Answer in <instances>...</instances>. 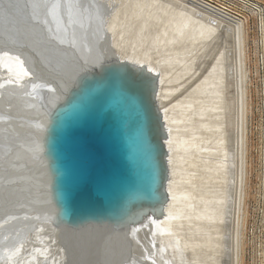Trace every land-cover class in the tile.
<instances>
[{
	"label": "bare ground",
	"instance_id": "bare-ground-1",
	"mask_svg": "<svg viewBox=\"0 0 264 264\" xmlns=\"http://www.w3.org/2000/svg\"><path fill=\"white\" fill-rule=\"evenodd\" d=\"M245 53L244 20L206 0H0V264L95 262L54 237L33 212L20 174L7 168L25 135L13 112L30 117L34 95L59 94L53 79L72 71L103 80L115 73L118 85H136V106L155 113L151 123L139 113L143 128L162 131L140 142L151 139L145 147L156 146L162 159L153 168L155 184L163 179V212L152 197L150 220L119 234L121 262L241 264ZM7 89L21 98L8 100ZM111 257L98 264H115Z\"/></svg>",
	"mask_w": 264,
	"mask_h": 264
},
{
	"label": "water",
	"instance_id": "water-1",
	"mask_svg": "<svg viewBox=\"0 0 264 264\" xmlns=\"http://www.w3.org/2000/svg\"><path fill=\"white\" fill-rule=\"evenodd\" d=\"M72 73L67 80L55 76L60 89L54 97L34 95L30 117L13 112L15 128L25 135L17 161L7 168L20 174L29 201L36 205L33 212L54 237L81 247L90 263L113 253L112 261L123 264L126 252L115 254V239L142 219L150 220L152 197L158 202L156 212H163V179L155 184L153 168L162 159L153 153L156 146L145 147L151 139L140 142L146 132L152 138L162 131L149 126L144 131L139 113L150 123L155 113L143 102L136 106V85H118L115 73L106 80L96 73ZM7 90L8 100L21 98L17 90ZM159 170V177L168 176Z\"/></svg>",
	"mask_w": 264,
	"mask_h": 264
},
{
	"label": "rangeland",
	"instance_id": "rangeland-1",
	"mask_svg": "<svg viewBox=\"0 0 264 264\" xmlns=\"http://www.w3.org/2000/svg\"><path fill=\"white\" fill-rule=\"evenodd\" d=\"M210 1L245 22L248 183L241 264H264V0Z\"/></svg>",
	"mask_w": 264,
	"mask_h": 264
},
{
	"label": "built area",
	"instance_id": "built-area-1",
	"mask_svg": "<svg viewBox=\"0 0 264 264\" xmlns=\"http://www.w3.org/2000/svg\"><path fill=\"white\" fill-rule=\"evenodd\" d=\"M206 1H208V2H210L211 4L215 5V3L212 2V1H210V0H206ZM238 1H244V0H238ZM215 6H220V5H215ZM221 7L225 8L226 10H228V11L230 12V14H232V16H234V17H239V16H236V15H238V14H236L235 12H233L232 10H230L229 8L224 7V6H221ZM254 7H255V10H257L256 13H259V12L262 11V8H260V7H258V6H254ZM235 14H236V15H235Z\"/></svg>",
	"mask_w": 264,
	"mask_h": 264
}]
</instances>
